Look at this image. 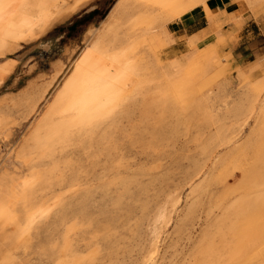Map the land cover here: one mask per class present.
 I'll return each mask as SVG.
<instances>
[{
	"label": "rangeland",
	"instance_id": "1",
	"mask_svg": "<svg viewBox=\"0 0 264 264\" xmlns=\"http://www.w3.org/2000/svg\"><path fill=\"white\" fill-rule=\"evenodd\" d=\"M206 2L27 0L0 24V264H264V67L160 56ZM86 48L130 63L94 111L64 105Z\"/></svg>",
	"mask_w": 264,
	"mask_h": 264
},
{
	"label": "crops",
	"instance_id": "2",
	"mask_svg": "<svg viewBox=\"0 0 264 264\" xmlns=\"http://www.w3.org/2000/svg\"><path fill=\"white\" fill-rule=\"evenodd\" d=\"M171 23L172 41L160 53L164 61L180 60L194 50L215 47L231 70L264 67V0H207ZM256 78H262L257 69ZM236 74H234V77Z\"/></svg>",
	"mask_w": 264,
	"mask_h": 264
},
{
	"label": "bare ground",
	"instance_id": "3",
	"mask_svg": "<svg viewBox=\"0 0 264 264\" xmlns=\"http://www.w3.org/2000/svg\"><path fill=\"white\" fill-rule=\"evenodd\" d=\"M26 7L27 0H0V24L12 29L29 26L31 19ZM122 53L105 57L95 52L88 53L86 48L76 67L79 76L68 84V99L64 105L94 111L114 102L127 86L125 75L130 63L125 52Z\"/></svg>",
	"mask_w": 264,
	"mask_h": 264
},
{
	"label": "trees",
	"instance_id": "4",
	"mask_svg": "<svg viewBox=\"0 0 264 264\" xmlns=\"http://www.w3.org/2000/svg\"><path fill=\"white\" fill-rule=\"evenodd\" d=\"M114 5H115V4H114ZM114 5H113V6H114ZM113 6H112V7H113ZM111 9H112V8H111ZM110 11H111V10H110ZM105 19H106V18H105ZM105 19H104V20H105Z\"/></svg>",
	"mask_w": 264,
	"mask_h": 264
}]
</instances>
